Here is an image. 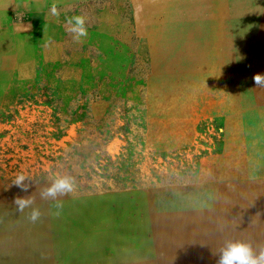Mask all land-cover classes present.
I'll list each match as a JSON object with an SVG mask.
<instances>
[{"label": "rangeland", "instance_id": "rangeland-1", "mask_svg": "<svg viewBox=\"0 0 264 264\" xmlns=\"http://www.w3.org/2000/svg\"><path fill=\"white\" fill-rule=\"evenodd\" d=\"M29 22L0 50V264L264 249V0H58ZM54 176L75 190L42 198Z\"/></svg>", "mask_w": 264, "mask_h": 264}, {"label": "clouds", "instance_id": "clouds-1", "mask_svg": "<svg viewBox=\"0 0 264 264\" xmlns=\"http://www.w3.org/2000/svg\"><path fill=\"white\" fill-rule=\"evenodd\" d=\"M53 15L56 14V9H52ZM70 25L69 31L73 34V39L77 42L82 41L87 37L88 31L86 21L83 16H73L67 20ZM256 86H264V75L257 74L253 78ZM31 179L23 173L17 174L12 181V184L20 188L22 191H28L31 187ZM76 184L73 177L70 176H54L50 186L41 192V197L44 199L57 200L58 197L66 196L75 190ZM13 203L16 210L23 213L25 209H31L28 219L36 222L40 219L41 212L38 208L33 207L34 200L31 196L27 198L16 197ZM59 207V204H57ZM219 258L217 264H264V249L254 250L249 244L242 241H232L226 243L219 250Z\"/></svg>", "mask_w": 264, "mask_h": 264}, {"label": "crops", "instance_id": "crops-1", "mask_svg": "<svg viewBox=\"0 0 264 264\" xmlns=\"http://www.w3.org/2000/svg\"><path fill=\"white\" fill-rule=\"evenodd\" d=\"M56 1L58 0H0V50L2 51V44L5 42L4 36L7 39L19 24H28L31 18L40 17ZM1 56L0 54V66L3 61Z\"/></svg>", "mask_w": 264, "mask_h": 264}, {"label": "bare ground", "instance_id": "bare-ground-1", "mask_svg": "<svg viewBox=\"0 0 264 264\" xmlns=\"http://www.w3.org/2000/svg\"><path fill=\"white\" fill-rule=\"evenodd\" d=\"M21 233V232H20ZM26 235V234H25ZM21 237V236H20ZM24 237V236H23ZM23 237H22V239H23ZM6 239V238H5ZM8 240V239H7ZM12 240V239H11ZM1 241V240H0ZM6 241V240H5ZM10 241V240H9ZM23 241V240H22ZM25 242V241H24ZM1 244V243H0ZM9 244V243H8ZM11 244H12V242H11ZM5 246V245H4ZM24 246V245H23ZM22 247V246H21ZM7 248V247H6ZM8 248H10V247H8ZM11 248H13V247H11ZM59 248V247H58ZM15 249H17V250H21L22 248H19L18 247V245L15 247ZM49 252L50 253H52V252H54V249L53 250H49ZM32 256V255H31ZM29 259L31 260V257H29ZM34 259H35V257H34Z\"/></svg>", "mask_w": 264, "mask_h": 264}]
</instances>
